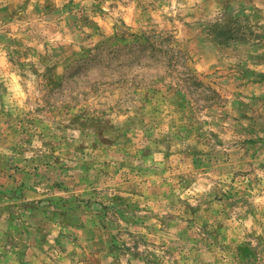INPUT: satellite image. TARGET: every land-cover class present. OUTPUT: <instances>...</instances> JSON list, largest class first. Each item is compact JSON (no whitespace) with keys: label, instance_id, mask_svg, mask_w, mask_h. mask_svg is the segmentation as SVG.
<instances>
[{"label":"rangeland","instance_id":"obj_1","mask_svg":"<svg viewBox=\"0 0 264 264\" xmlns=\"http://www.w3.org/2000/svg\"><path fill=\"white\" fill-rule=\"evenodd\" d=\"M0 264H264V0H0Z\"/></svg>","mask_w":264,"mask_h":264},{"label":"trees","instance_id":"obj_2","mask_svg":"<svg viewBox=\"0 0 264 264\" xmlns=\"http://www.w3.org/2000/svg\"><path fill=\"white\" fill-rule=\"evenodd\" d=\"M139 46V45H138Z\"/></svg>","mask_w":264,"mask_h":264}]
</instances>
